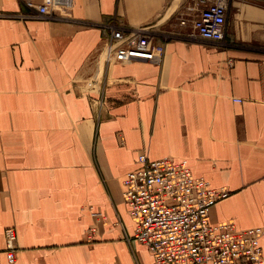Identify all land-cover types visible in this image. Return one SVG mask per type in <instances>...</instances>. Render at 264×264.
<instances>
[{
	"label": "crops",
	"instance_id": "1",
	"mask_svg": "<svg viewBox=\"0 0 264 264\" xmlns=\"http://www.w3.org/2000/svg\"><path fill=\"white\" fill-rule=\"evenodd\" d=\"M26 1L0 0L1 264L6 228L14 264H153L122 197L140 153L227 189L212 224L264 229V0H232L221 42L188 38L171 0ZM109 26L145 27L161 64L102 61Z\"/></svg>",
	"mask_w": 264,
	"mask_h": 264
},
{
	"label": "built area",
	"instance_id": "2",
	"mask_svg": "<svg viewBox=\"0 0 264 264\" xmlns=\"http://www.w3.org/2000/svg\"><path fill=\"white\" fill-rule=\"evenodd\" d=\"M231 1L186 0L177 6L175 14L180 25L188 26V38L221 42ZM26 6L40 15L68 14L73 0H43L40 5L26 1ZM109 28V39L101 51L105 63L161 64L164 48L145 32V27ZM135 164L137 167L122 180V197L135 224L132 240L151 252L153 264H264L262 227L237 229L232 221L210 222L211 209L229 196L227 189L211 187L184 161L170 157L151 160L140 153ZM92 215L101 218L99 213ZM3 237L5 260L14 264V228H6ZM125 240L131 239L125 236Z\"/></svg>",
	"mask_w": 264,
	"mask_h": 264
},
{
	"label": "rangeland",
	"instance_id": "3",
	"mask_svg": "<svg viewBox=\"0 0 264 264\" xmlns=\"http://www.w3.org/2000/svg\"><path fill=\"white\" fill-rule=\"evenodd\" d=\"M183 1H186V0H171L170 2V5L171 6V11L172 10H175V8ZM225 23H226V19H225ZM225 38V37H224ZM101 59L102 61H104V57L101 55ZM238 99H234V101H237ZM240 100V99H239ZM238 102V101H237Z\"/></svg>",
	"mask_w": 264,
	"mask_h": 264
}]
</instances>
